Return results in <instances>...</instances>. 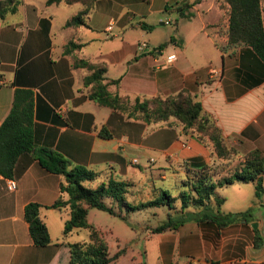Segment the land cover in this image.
<instances>
[{"label": "crops", "instance_id": "0c3cea01", "mask_svg": "<svg viewBox=\"0 0 264 264\" xmlns=\"http://www.w3.org/2000/svg\"><path fill=\"white\" fill-rule=\"evenodd\" d=\"M146 1L145 9L140 0H95L86 20L87 27L58 28L53 24V13L41 8L47 6L45 0H21L14 13L0 19V123L11 106L14 90H29L35 146L51 148L74 165L109 170L131 181L136 199L139 194L151 195L155 173L160 179L167 178L163 172L165 167L169 170L168 180L178 183L182 191L186 188L181 182L191 178L199 166L206 165L218 175L238 165L242 155L252 149L264 154V64L248 47L218 48L226 43L227 4L222 0ZM180 3L189 5L185 10L187 17H178L175 7ZM259 3L264 27V0ZM57 5L75 6L67 16L81 8L80 3ZM114 5L131 9L141 17H150L168 6V17L156 19L158 26L173 23L172 29H168V39L171 37L168 52L160 54L156 47L150 53L135 57L136 40H126L118 50L84 54L90 38H82L81 29L105 30L109 22L123 27L126 12L119 13L115 19L107 16ZM150 25L148 43L157 46L159 42L149 41L151 32L158 26ZM70 39L82 43L73 53L82 59L104 63L105 73L109 69L123 70L115 77H106L104 73L105 81L117 80L107 86L111 93L132 99L172 95L180 89L190 92L214 119L225 144L233 147L237 155L221 163L210 154L208 146L182 130L172 118L167 120L168 125L148 124L96 104L87 97L82 84L87 71L72 67L73 53L63 52V46ZM170 53L175 54L174 60L160 67L158 63ZM210 68L218 75H211ZM156 125L168 128V140L157 148L164 160L155 169L151 168L147 176L142 168L154 160L142 148L156 147L153 146L155 131L148 130H157ZM101 126L110 134L108 138L97 135ZM147 130L149 133L143 136ZM132 158L137 160L136 166L144 177L131 168ZM8 179L14 181V189L7 188ZM98 181L97 178L89 185L94 186ZM62 182L61 175L45 171L30 153L17 156L10 177L0 174V264H67L68 247L61 241L77 240L79 232L73 229L63 237L67 210L50 207ZM261 182L264 187V171ZM228 186L230 208L221 213L250 206V220L233 221L221 227L209 220L183 222L176 229L185 228L180 237L185 248L191 249L188 255L197 258L183 264H264V193L259 200L254 199L252 182H233ZM221 188L215 189V194L223 199L220 206L227 201ZM29 202L39 205V216L50 237L45 245H34L29 237L27 222L22 216L23 207ZM209 205H213V200ZM254 229L260 238L257 247L252 242ZM122 255L109 264H118Z\"/></svg>", "mask_w": 264, "mask_h": 264}, {"label": "trees", "instance_id": "16d2710c", "mask_svg": "<svg viewBox=\"0 0 264 264\" xmlns=\"http://www.w3.org/2000/svg\"><path fill=\"white\" fill-rule=\"evenodd\" d=\"M95 0H45L46 4L80 3L81 8L68 16L63 27H87V16ZM227 4L226 43L218 45L220 50L233 49L240 46L250 48L252 53L264 64V27L261 21L259 0H222ZM21 0H0V19L17 10ZM187 4L180 3L175 9L179 18L187 17ZM166 8V7H165ZM143 26L142 23H139ZM145 28H151L145 25ZM168 40H171L169 37ZM82 43L68 40L63 46V52L68 54L78 50ZM72 67L84 68L87 72L82 77L86 87L87 97L100 106L124 113L129 118L145 123H163L168 125L169 118L174 119L185 132L208 146L210 154L221 163L235 157L237 151L225 144L220 128L214 119L202 108L200 102L185 89H180L172 95H154L151 97H134L129 99L119 94H111L108 84L117 80L105 81V65L102 62H92L82 58L72 57ZM98 136L108 138L110 134L101 126ZM21 153H30L37 163L47 172L59 174L63 182L59 184V194L50 207L65 208L67 219L63 221L62 236L65 237L73 229L77 232L85 230V238L74 241L62 240L68 247L67 264H109L118 259L125 250L118 248L111 255L101 233L86 220L87 208L94 207L109 214H117L112 207L104 202V198L115 201L126 211L145 208L152 205H167L175 209L174 202L179 200V216L173 219L168 211L167 220L153 228L151 232H163L176 229L188 220L201 223L204 220L213 221L218 227L233 221L248 222L251 217V207L241 211L221 214L219 207L222 197L216 196L215 189L233 182H252L254 199L259 200L264 193L261 174L264 171V154L252 149L242 155V161L228 168L222 174H216L206 165L199 166L191 178L181 183L186 188L177 195L171 196L162 187L153 186L151 195L145 200L134 198L136 191L132 189L131 181L115 176L109 170H94L80 165H74L51 148L35 146L32 135V95L27 89H15L11 106L0 123V174L10 177L16 158ZM98 183L90 186L95 179ZM213 200V205H209ZM188 206L200 212L184 211ZM264 207V203L262 204ZM39 205L29 202L23 207V219L27 222L29 237L34 245L42 246L50 242L47 228L39 216ZM213 209V212L206 210ZM259 235L253 230L252 242L257 247L260 244Z\"/></svg>", "mask_w": 264, "mask_h": 264}, {"label": "rangeland", "instance_id": "374dc122", "mask_svg": "<svg viewBox=\"0 0 264 264\" xmlns=\"http://www.w3.org/2000/svg\"><path fill=\"white\" fill-rule=\"evenodd\" d=\"M140 3L143 8H147L148 1L140 0ZM135 4L137 5L138 2ZM41 8L44 11L52 12L53 24L59 26L58 28L61 29L62 27L63 29L62 25L64 20L68 17L67 15L72 12L75 6L70 5L67 8H63L55 3H52L47 4V6H41ZM130 10L131 9L114 5L107 11L109 14L107 16H112L114 19L119 16V13L126 12L122 28H120L121 25L119 23H116L112 26L113 30L109 32L101 29V27L93 30L81 29L82 38H90L89 44L84 47L83 53L89 55L100 52L106 53L109 51H115L120 49L122 41L126 40H136L135 45L137 42L145 41L150 48L156 49L157 47L160 54L168 52V29H172L173 23L168 24L167 22L163 26H158V21L156 20L157 18L162 19L163 17H168V6L166 8L164 7L159 13L153 14L150 17H141L132 13ZM86 18H88V16ZM139 23H142L143 26H137ZM150 23L158 26L156 30L151 32L152 37L150 39L151 41H149L150 43L159 42L157 46H155L154 43L152 46L148 43L150 36L148 33L149 28H145L144 26L150 25ZM71 53H73V51H71ZM73 55L75 58H81L75 53H73ZM134 56L137 57V55ZM122 71L123 70L109 69L105 75L106 77H115L118 76V74H121ZM155 128L157 130H154V128H148V130L150 132L155 131L154 134L156 141L153 143V146L156 147L142 148V151L154 160V162H148V165H146L145 168H142V170L146 172L147 176L148 172L152 170L151 168L155 169L156 164L164 160L162 151L157 148L165 144L168 140V128H162L160 125H156ZM148 130L143 133V136L149 133ZM162 133L164 134L161 136ZM130 154L131 156H135V153ZM139 162L142 164L143 160L140 159ZM132 165L133 166L130 167L136 171L137 175L144 177V173L139 172V169L135 164ZM163 172L167 176L165 180L160 179L157 173H155L152 177L155 186L166 189L171 196L177 195V192L180 190V185L178 183L171 182L173 180H168V167L163 168ZM222 187L223 189L221 188V192L227 196V201L220 206V213L225 209L230 208L229 197H231V190L229 186L227 185ZM149 197L150 195H148V193L147 195L139 194L140 200H145ZM219 197L221 196L219 195ZM106 203L110 205L113 211L117 214H109L103 210L88 207L86 220L101 233L110 255L118 248H124L125 254L119 258L118 264H183L186 261H196L197 258L194 255H188L191 249L185 248L184 241L180 237L184 234L183 229L185 228L180 230H166L156 233L151 232V228L167 220L166 213H168V211H171L173 219L179 216V200L176 199V202L173 203V205H175V209H169L167 205H152L131 211H126L124 207L118 205L113 200L108 199L106 200ZM186 209L194 213L200 212L190 206ZM186 209L184 210L186 211ZM206 211L213 212L214 210L211 209ZM84 233L85 230L80 229L77 238H85Z\"/></svg>", "mask_w": 264, "mask_h": 264}, {"label": "built area", "instance_id": "2783aa9c", "mask_svg": "<svg viewBox=\"0 0 264 264\" xmlns=\"http://www.w3.org/2000/svg\"><path fill=\"white\" fill-rule=\"evenodd\" d=\"M111 29H112V24H111V22H109L105 27V31L109 32V31H111ZM151 51H154V49L150 48L149 45L145 41L137 42V44L135 45V54L136 55H142L145 53H150ZM174 58H175L174 53L167 54V55H165L164 60L158 64L160 67H164L166 64L172 62L174 60ZM209 73L211 75H214V76L218 75V72L216 70H214L213 68L209 69ZM149 160H151V159H149ZM130 163L136 165L137 160L135 158H132L130 160ZM6 184H7L8 189H14V187H15V183L11 179H8L6 181Z\"/></svg>", "mask_w": 264, "mask_h": 264}, {"label": "water", "instance_id": "95a60500", "mask_svg": "<svg viewBox=\"0 0 264 264\" xmlns=\"http://www.w3.org/2000/svg\"><path fill=\"white\" fill-rule=\"evenodd\" d=\"M251 226H252V228H254L255 227L254 223H252Z\"/></svg>", "mask_w": 264, "mask_h": 264}]
</instances>
